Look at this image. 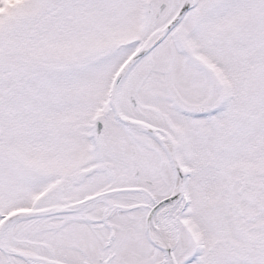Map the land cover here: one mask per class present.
I'll return each mask as SVG.
<instances>
[{"label":"snow or ice","instance_id":"snow-or-ice-1","mask_svg":"<svg viewBox=\"0 0 264 264\" xmlns=\"http://www.w3.org/2000/svg\"><path fill=\"white\" fill-rule=\"evenodd\" d=\"M0 264H264V0H0Z\"/></svg>","mask_w":264,"mask_h":264}]
</instances>
